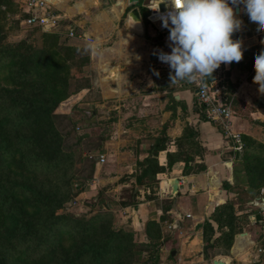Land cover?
Here are the masks:
<instances>
[{
	"label": "rangeland",
	"instance_id": "rangeland-1",
	"mask_svg": "<svg viewBox=\"0 0 264 264\" xmlns=\"http://www.w3.org/2000/svg\"><path fill=\"white\" fill-rule=\"evenodd\" d=\"M107 2L108 5L92 7L89 16H97L99 12L109 10L114 0ZM137 5L139 6L140 2L130 4L122 18ZM48 6L52 14L60 18L59 25H26L23 20L29 15V11H26L24 0H0V47L6 48L11 56L18 60L17 66L23 64L25 55L32 57L33 53L42 65V73L34 75V79H16V82L23 83H13L11 87L3 83L8 89L0 87L1 103L5 105L11 103V144L15 146L20 142V151L24 153L23 156L17 154L12 161L18 162L17 167L12 165L11 169L0 170V185L10 182L11 186L15 183L25 184L34 188L36 192L49 195L54 202L52 207L57 200H63V204L55 208V214L60 216L56 219L58 223L68 222L71 225L76 218H92L96 224L93 232L100 231L102 226L104 229L121 228L129 233L130 242L123 240L120 243L122 255L110 259L107 264H153L155 261L149 254L156 243H159L156 264L183 263L177 255L174 259L170 256L171 250L177 249V236L181 231L177 230V234H174L172 222L169 221L170 214L167 211L170 207L166 209L170 204L169 200H166L169 189L159 187L156 179L138 184L135 178L142 169L140 161L130 160L128 166L125 162L123 168L115 167L109 170L110 162L115 163V152L119 148L116 146L118 142H113L111 148L106 145V141L113 136L118 117L112 109L107 111L105 107L107 104L102 105L99 102L100 98L95 94L92 83L94 74L87 68L86 51L71 45L70 38L80 32L73 25L61 22L57 11L60 9H57L54 3H48ZM238 18L242 20L238 37L244 39L240 71L238 72L234 62L230 64L229 69H225L224 64H221L213 73L214 79L206 78L203 83L208 84L214 80L219 87L228 84L230 89H233L240 76L253 82L254 58L264 51V30L259 28L258 23L251 22L244 11H241ZM145 25V28H153L149 22H145ZM46 64L61 68L62 71L48 72L45 69ZM153 67L158 69L159 74L169 77V68L154 64ZM0 82L3 81L0 79ZM196 82L201 80L197 79ZM39 91L41 93L36 94ZM258 94L259 98H264V94L259 91ZM50 98L56 102L52 103ZM24 100L49 107L50 111L48 113L33 111L27 120L25 119L24 125H17L15 122L18 118L28 115L27 108L22 102ZM129 121L133 123L151 121L153 128L159 132L157 138L163 133V125L158 118ZM156 123L162 127L158 129L155 127ZM41 130L56 131L61 140L55 143L42 140L25 141ZM50 134L51 137L52 133ZM136 138L135 135H130L128 143L124 146L126 154H129L127 150L129 146L136 143ZM118 140L119 135H115L114 141ZM252 154L250 165L254 168L252 177L254 188L251 195L258 197V202L263 206L260 197L264 196V157L261 154ZM100 155H103V161ZM194 168L196 169V166ZM159 196L161 199L157 200ZM147 199L153 200L150 203L157 208L159 206L163 212L156 214L155 217L148 214V208L144 206ZM18 205L19 201L11 198V211H15ZM254 208L234 211L238 220L236 232L230 239L222 233L224 227L220 225L218 228L220 223H215L218 228V239L212 248L203 243L201 251L204 248L208 249V255L198 264H212V259L226 256L234 258L235 264H264V210ZM51 210H45V215ZM32 211L33 209L29 208L27 212ZM219 212L223 213V219L229 215V210L225 208ZM254 213H260L261 221L255 218ZM40 224L43 227L46 223L44 221ZM100 233L95 239H100ZM242 233L248 234L249 239L239 244L242 249L236 251L233 245L236 237ZM13 240L15 241V238ZM139 254L142 257L140 260L137 259Z\"/></svg>",
	"mask_w": 264,
	"mask_h": 264
},
{
	"label": "crops",
	"instance_id": "crops-1",
	"mask_svg": "<svg viewBox=\"0 0 264 264\" xmlns=\"http://www.w3.org/2000/svg\"><path fill=\"white\" fill-rule=\"evenodd\" d=\"M48 3H54L60 9L57 11L62 23L73 25L80 32L70 38L71 45L86 51L87 68L94 74L92 83L95 94L102 105L107 104V111L113 110L118 117L113 136L106 141L108 147L118 142L116 146L119 148L115 152V163L110 162L109 170L123 168L125 162L128 166L130 160L141 162L149 155L150 147L157 138L159 132L153 128L151 121L133 123L129 120L158 118L163 125L167 141L164 149L157 154L162 169L155 174V179L159 187L169 189L166 198L170 202L167 211L170 214L169 221L174 224L179 219L182 224L178 229L181 234L177 236L175 256L183 261L181 264L202 263L208 255V249L201 251L206 221H210L216 229L214 237L218 235L217 226L210 219L216 208L229 201L234 211H247L254 207L264 210L258 197L247 193L252 178L246 171L252 153L264 157V98H259V85L243 76H240L233 89L228 84L219 87L214 80L208 84L202 81H179L172 84L170 75L168 78L163 74L157 75L158 69L153 67V55L160 50L171 51L169 30L163 28L162 23L152 22L149 23L153 28H145L142 16L140 24L135 26L130 22L131 9L122 18L130 5L127 0H121L119 4L118 0H114L109 10L91 17V8L108 5L107 0H48ZM137 7L141 12L142 0ZM242 9L243 5H240L237 16ZM238 32H235L233 39L244 41L238 37ZM90 41L97 45L95 52L87 47ZM240 62H234L238 72L242 66ZM224 66L225 69L230 68V65ZM200 84L210 87L223 103L231 106L230 128L233 133L239 134V144L226 137L221 125L208 120L203 109L201 112L205 119L199 117L200 113L194 104L198 101ZM158 124L155 127L159 129L162 125L160 127ZM165 124L168 126L164 129ZM115 135H119L118 141H114ZM130 135L137 137L136 143L129 146V154H126L124 146ZM151 135L156 137H148ZM236 150L240 151L239 158L235 157ZM186 157L192 159L186 161ZM174 178L178 179L177 192L171 196V182ZM224 181L230 184L229 189L223 187ZM260 198L264 205V196ZM159 199L160 196L157 197ZM151 201L147 199L144 206L148 208L147 213L155 217L163 210L153 206ZM198 223L202 225L196 229ZM177 232L173 230L174 234ZM239 236L246 238H241L238 244L249 239L248 234L238 235L233 245L236 251ZM220 259L225 264H235L231 256Z\"/></svg>",
	"mask_w": 264,
	"mask_h": 264
},
{
	"label": "trees",
	"instance_id": "trees-1",
	"mask_svg": "<svg viewBox=\"0 0 264 264\" xmlns=\"http://www.w3.org/2000/svg\"><path fill=\"white\" fill-rule=\"evenodd\" d=\"M141 16L145 22H150L142 8ZM25 57L23 64L17 66L18 60H15L6 48L0 47V79L3 81L0 82V87L8 89L6 84L11 87L13 83H23L16 82V79H34V75L42 73V65L36 54L33 53L32 57L25 55ZM45 69L48 72L55 70L54 73L62 71L61 68H55L48 64L45 65ZM40 93L39 91L36 94ZM50 100L52 103L56 102L53 98ZM22 102L27 108L28 115L17 119L15 123L20 126L24 125L33 111L39 113L50 111L49 107H43L41 104L30 100ZM194 106L196 111L200 113L199 117L205 119V115L201 112L203 107L198 101L195 102ZM167 126L168 124H165L164 128ZM50 133H52L51 137ZM30 140L55 143L59 142L61 137L56 131L41 130L40 133H35L26 138L25 141ZM166 141L167 135L163 132L152 143L149 155L141 161V172L135 178L138 184H144L145 180H154L155 174L162 169L158 164L157 154L164 149ZM20 145V142L15 146L11 144V103L5 105L0 101V170L3 168L11 169L12 165L16 167L19 165L18 162L12 161L15 160L17 154L24 155L20 151ZM191 159L192 157H186V161ZM250 163V160L247 161L246 171L252 178L254 168ZM252 182L247 191L250 195L252 188H254ZM223 187L229 189L231 186L227 181H224ZM11 198L16 202L19 201L15 211H11ZM52 203L54 202L49 195L36 192L34 188L25 184L15 183L11 186L10 182L0 185V264H107L110 259H116L122 255L120 243L123 240L129 242L131 240L130 234L121 228L104 229L101 226L100 231L93 232L96 224L92 218H76L71 225L68 222L58 223L56 219L60 216L55 214V208L60 207L63 200H57L56 204H53L54 207H52ZM29 208L33 209L30 213L27 212ZM222 208L229 210L227 218H222L223 213L219 212ZM50 209H52L51 212L45 215V210L50 211ZM210 219L216 224L220 223L218 228L220 225L224 227L222 233L229 239L235 234L238 217L234 214L232 203L229 201L216 208ZM44 221L46 224L42 227L40 222L44 223ZM215 231L212 223L206 221L203 240L208 248H212L218 239V236L214 237ZM99 232H101L100 239H95ZM66 242L67 244H65ZM158 247L159 243L154 244L149 254V257L155 261L153 264H156ZM137 259H142L140 254L137 255Z\"/></svg>",
	"mask_w": 264,
	"mask_h": 264
},
{
	"label": "clouds",
	"instance_id": "clouds-1",
	"mask_svg": "<svg viewBox=\"0 0 264 264\" xmlns=\"http://www.w3.org/2000/svg\"><path fill=\"white\" fill-rule=\"evenodd\" d=\"M161 4L168 9L159 18L162 27L169 30L171 51L160 50L154 55L169 66L172 84L214 79L213 73L221 64L242 60V41L233 39L242 27L236 6L243 5L249 20L264 30V0H151L149 8L159 12ZM87 47L95 52L97 45L90 41ZM254 69L253 82L264 94V51L255 56Z\"/></svg>",
	"mask_w": 264,
	"mask_h": 264
},
{
	"label": "built area",
	"instance_id": "built-area-1",
	"mask_svg": "<svg viewBox=\"0 0 264 264\" xmlns=\"http://www.w3.org/2000/svg\"><path fill=\"white\" fill-rule=\"evenodd\" d=\"M27 6L26 11H29V15L23 20V23L26 25H59L60 18L52 14L49 10L48 1L47 0H24ZM151 1L143 4L142 8L146 13V18L152 23H162L160 20V15L166 13L168 9L160 7L159 12L156 10L150 9L149 7ZM168 52V51H164ZM153 63L157 66L161 67H169L167 64L162 63L157 55H153L152 59ZM198 103L203 107L206 118L212 122L221 125L225 130V134L227 138L233 140L234 143L239 144L241 142L239 134L233 133L230 128V119L232 115L231 106L229 104L223 103L218 96L215 94L210 87L200 84L198 87ZM101 161L104 160L103 155H100ZM173 228V224H171Z\"/></svg>",
	"mask_w": 264,
	"mask_h": 264
},
{
	"label": "water",
	"instance_id": "water-1",
	"mask_svg": "<svg viewBox=\"0 0 264 264\" xmlns=\"http://www.w3.org/2000/svg\"><path fill=\"white\" fill-rule=\"evenodd\" d=\"M140 1H141V0H127V2H128L129 4H137V3H139ZM150 1H151V0H142V3H143V4H146V3L150 2ZM239 6H240V5H238V6L235 7V12H236V13L239 12ZM160 7L163 9L164 5L161 4ZM131 11H134V14L136 15V17L139 18V19H141V12H140V10H139L138 7H133V8L131 9ZM235 157H236V158H239V157H240V151H239V150H236V152H235ZM177 183H178V179H176V178H174V179L172 180V182H171V194H170L171 196H174V195L176 194V192H177ZM262 209H263V208H262ZM254 215H255V218H256L257 220H259V219L261 218L260 213H256V214H254ZM201 225H202L201 223H198V224L196 225L195 228L198 229ZM181 226H182L181 221H180L179 219H176L175 222H174V224H173V230H178V229L181 228ZM175 253H176L175 250H171V252H170V256H171L172 259H174ZM212 263H213V264H225V263L223 262V260L220 259V258H215V259H213Z\"/></svg>",
	"mask_w": 264,
	"mask_h": 264
},
{
	"label": "bare ground",
	"instance_id": "bare-ground-1",
	"mask_svg": "<svg viewBox=\"0 0 264 264\" xmlns=\"http://www.w3.org/2000/svg\"><path fill=\"white\" fill-rule=\"evenodd\" d=\"M48 1V0H47ZM121 3V0H118V4ZM131 18H130V22L133 23L135 26L139 25L140 24V19L136 17V15L134 14V11H130L129 12ZM264 206V205H263ZM242 234H246V233H242ZM241 238H246V236H239L238 237V240H237V244L239 243L240 239ZM237 247V250L239 251L240 249H242V247L239 246H236Z\"/></svg>",
	"mask_w": 264,
	"mask_h": 264
}]
</instances>
